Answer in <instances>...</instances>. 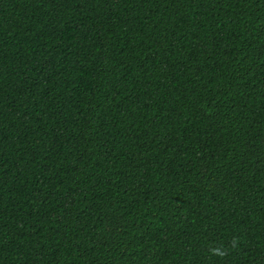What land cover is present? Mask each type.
<instances>
[{
  "label": "trees",
  "instance_id": "16d2710c",
  "mask_svg": "<svg viewBox=\"0 0 264 264\" xmlns=\"http://www.w3.org/2000/svg\"><path fill=\"white\" fill-rule=\"evenodd\" d=\"M0 264H264V0H0Z\"/></svg>",
  "mask_w": 264,
  "mask_h": 264
},
{
  "label": "clouds",
  "instance_id": "9594fccd",
  "mask_svg": "<svg viewBox=\"0 0 264 264\" xmlns=\"http://www.w3.org/2000/svg\"><path fill=\"white\" fill-rule=\"evenodd\" d=\"M239 239L237 237H233V239L230 241L229 248L235 249L239 245ZM229 248H225L224 246L219 247H213L210 249V253L213 256H218L223 258L228 254Z\"/></svg>",
  "mask_w": 264,
  "mask_h": 264
}]
</instances>
